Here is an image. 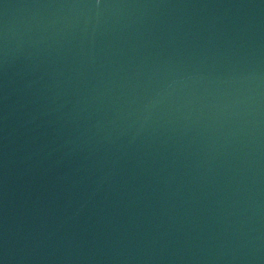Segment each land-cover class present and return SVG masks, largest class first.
<instances>
[{"label": "water", "instance_id": "95a60500", "mask_svg": "<svg viewBox=\"0 0 264 264\" xmlns=\"http://www.w3.org/2000/svg\"><path fill=\"white\" fill-rule=\"evenodd\" d=\"M0 264H264V0H0Z\"/></svg>", "mask_w": 264, "mask_h": 264}]
</instances>
